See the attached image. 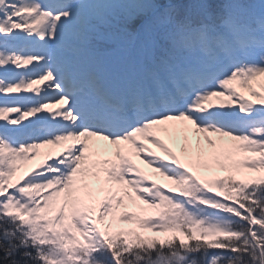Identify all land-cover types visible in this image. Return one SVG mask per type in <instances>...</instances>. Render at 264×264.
I'll list each match as a JSON object with an SVG mask.
<instances>
[{
    "label": "snow or ice",
    "instance_id": "6c2138e0",
    "mask_svg": "<svg viewBox=\"0 0 264 264\" xmlns=\"http://www.w3.org/2000/svg\"><path fill=\"white\" fill-rule=\"evenodd\" d=\"M0 264H264V0H0Z\"/></svg>",
    "mask_w": 264,
    "mask_h": 264
},
{
    "label": "rangeland",
    "instance_id": "374dc122",
    "mask_svg": "<svg viewBox=\"0 0 264 264\" xmlns=\"http://www.w3.org/2000/svg\"><path fill=\"white\" fill-rule=\"evenodd\" d=\"M254 86L257 88V90H260V88H259V84H258V83H256ZM47 150H48V149L45 148V149H43V150H41V151H42V152H45V151H47ZM145 170L150 171V170H148L147 168H146ZM157 178H158V179H162V178H159V177H157Z\"/></svg>",
    "mask_w": 264,
    "mask_h": 264
},
{
    "label": "bare ground",
    "instance_id": "6f19581e",
    "mask_svg": "<svg viewBox=\"0 0 264 264\" xmlns=\"http://www.w3.org/2000/svg\"><path fill=\"white\" fill-rule=\"evenodd\" d=\"M41 150H43V149H41Z\"/></svg>",
    "mask_w": 264,
    "mask_h": 264
}]
</instances>
